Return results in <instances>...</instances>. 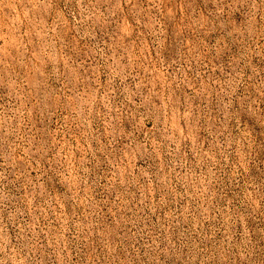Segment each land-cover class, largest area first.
Listing matches in <instances>:
<instances>
[{
	"label": "clouds",
	"instance_id": "clouds-1",
	"mask_svg": "<svg viewBox=\"0 0 264 264\" xmlns=\"http://www.w3.org/2000/svg\"><path fill=\"white\" fill-rule=\"evenodd\" d=\"M264 0H0V264H264Z\"/></svg>",
	"mask_w": 264,
	"mask_h": 264
},
{
	"label": "rangeland",
	"instance_id": "rangeland-1",
	"mask_svg": "<svg viewBox=\"0 0 264 264\" xmlns=\"http://www.w3.org/2000/svg\"><path fill=\"white\" fill-rule=\"evenodd\" d=\"M260 161L261 163H264V152H261L260 154Z\"/></svg>",
	"mask_w": 264,
	"mask_h": 264
}]
</instances>
